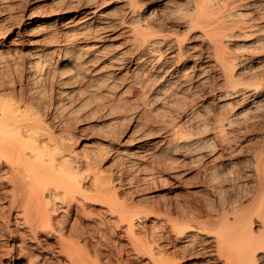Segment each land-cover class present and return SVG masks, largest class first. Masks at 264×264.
<instances>
[{
    "label": "bare ground",
    "instance_id": "obj_1",
    "mask_svg": "<svg viewBox=\"0 0 264 264\" xmlns=\"http://www.w3.org/2000/svg\"><path fill=\"white\" fill-rule=\"evenodd\" d=\"M117 2L123 10V15L125 14L121 18L101 9L97 0H87L86 4L80 7L83 11L80 12L81 18L75 23L77 26L74 29V37L59 41L53 46L37 49L34 57L27 61L28 70L32 72L28 75L27 82L33 85L39 70L40 75L42 72L43 76L51 74L50 63L55 62H50V59H53L51 56L55 55L56 49L62 50L57 54L58 57H55L57 66L56 62L53 63L56 66H52L55 68L52 71L54 76L49 79V85H59V99L46 104L44 102V112L47 109L50 113L57 114V110L62 113L70 106L66 110L69 117V114L77 109L74 101L85 99V90L90 93L102 86L100 89L109 93L117 78L124 76L126 71L122 70V66L128 61L130 66L136 69L135 73L131 74L133 77L129 86L136 88L140 97H150L147 98L150 99L147 101L150 103L149 107L152 103L156 111L161 107L167 109L177 106L174 107L177 110L172 109L178 111L180 117L177 119H180L177 121L174 117L172 120L177 112L172 114L171 119L169 117L172 125L169 124L171 127L166 130V144L163 145L170 149V153L166 152L170 155L193 152L194 158L200 162L207 154H213L215 145L220 144L221 152L214 156L218 161L203 169L214 192H227L228 187L223 189L229 179L227 173L230 171L231 175V166L235 164L232 156L239 151L234 147L235 144L231 143L232 139L234 140L231 134L235 129L242 132L252 127L254 120L264 118V22L258 20L260 16L253 14L254 8L247 9L253 2ZM116 27H120L121 31L113 35L111 31ZM88 34L95 38L90 45L80 46L75 43L77 38ZM0 35H4V32H0ZM118 35H122V38ZM94 64L98 65L89 73L88 68ZM65 66L69 68L66 70H72L69 71L70 74L63 72ZM87 72L88 77L83 75ZM211 72L220 81L217 106L219 109L200 118L194 108L196 102L189 98L187 91L192 87L196 88L198 84H207ZM40 75L37 76L41 77ZM47 78H43V82ZM36 85L33 86L37 87ZM32 89L20 96L17 102H8V95L14 91L5 82H0V165L5 168L0 184L2 186L4 182H9L11 186L8 193L3 187L0 188V197H7L10 206L9 210H0V221L4 217L9 218L14 209L18 221L26 225L36 238L39 229H47L53 224L55 199L66 202L68 209L70 203L74 202L76 210L81 208V212L85 214L84 202L95 200L105 203L107 211L117 214L119 221L124 220L125 232L134 236L133 218L125 209V205L117 201V191L100 171L97 155L79 154L68 142L69 137L58 135V130L56 131L48 121L51 118L47 120L45 113L40 109L30 111L36 91L33 92ZM101 93L103 94L102 91ZM67 97L69 102H64ZM109 101L115 102L110 98ZM168 113L170 115V110L165 117ZM161 114L159 118L162 119L164 116ZM58 118L59 123L60 117ZM114 119H111L113 124L116 123ZM166 119L165 122L161 121L164 125L169 123ZM62 122L64 124L66 120ZM169 125H166L167 129ZM63 127L61 125V128ZM65 128L62 130L68 131ZM209 128L213 129L211 137L202 134ZM64 135H67V132ZM213 138L216 141H213ZM135 147L138 150L136 149L137 157L134 156L136 152H133L134 159L143 158L149 149L142 151L141 144ZM82 170L90 171L91 176L85 180L86 177L82 178ZM244 176L250 178V189L242 194V199L231 200L225 195L223 198L220 195L222 200L219 198V205L206 220L208 225H217L213 238L200 242L202 247L198 253L204 255L207 260L220 261L222 264H264V147L253 151L251 168ZM231 186L229 189L235 187L234 184ZM253 216L259 219L261 230L258 232L252 228ZM203 230L204 228L186 225L178 231V236L184 238L185 245L191 246L196 241L190 232L203 234ZM223 233L233 239V253L224 254L218 249L219 237L223 236ZM59 237L61 240L62 236ZM144 247L148 251L149 263L177 264V260L165 253L164 248L156 247L154 250L155 246L150 241H147ZM32 260L29 259V263H32Z\"/></svg>",
    "mask_w": 264,
    "mask_h": 264
},
{
    "label": "rangeland",
    "instance_id": "obj_2",
    "mask_svg": "<svg viewBox=\"0 0 264 264\" xmlns=\"http://www.w3.org/2000/svg\"><path fill=\"white\" fill-rule=\"evenodd\" d=\"M86 1L0 0V32H4V35H0V82H5L14 91L8 95V102H17L20 96L25 95L33 87V92L36 91L33 93L35 99H32L30 111L40 109L47 116L44 115L47 120L51 118L48 121L56 131L58 130V135L69 137L68 142L79 154L97 155L100 171L117 191V201L125 205V209L133 218L135 235L125 232V221H119L117 214L107 211V206L103 202L95 200L84 202L85 214L81 212L80 207V210H76L74 202L70 203L68 209L66 202L57 198L54 203L56 211L53 224L51 223V227L47 229H39L36 238L26 225L18 221L15 216L16 210L11 211L9 218L1 219L0 264H151L148 262V251L144 247L147 241L153 243L154 250L156 247L164 248L165 253L177 260V264H222L220 261L207 260L204 255L198 253L202 247L201 240H211L217 227L206 224V220L219 205L220 197L223 198L225 195L231 200H239L242 199V194L250 189V178L245 177L244 173L251 168L253 151L264 147V118L254 120V125L242 132L235 129L232 136L230 135L235 140L231 138V143H234V147L239 151L232 156L235 164L231 166V175L230 171L227 173L229 179L223 187V189L228 187V191L225 192L227 194L223 192L222 194L210 188L203 169L218 161L214 156L221 152L222 146L216 144L213 154H207L200 162L194 158L193 152L168 154L170 149L165 148L163 144H166V133L172 125L169 117L171 119L175 112L177 114L172 120L174 117L176 119L180 117L177 108H174L177 106L167 109L161 107L167 112L170 110V115L168 113L166 117L167 112L157 108L156 111L160 114L163 111L161 114L164 116H161L163 120L159 118L160 114L154 111L152 103V107L150 106L152 109L149 107L150 103L147 101L150 99L147 98L150 97L146 95L140 97L137 89L129 86L133 77L131 74L135 73L136 69L132 68L128 61L122 66V70L126 71L124 76L122 79L117 78L113 89H110L114 94L109 92L112 97L107 90L105 92L104 89H100L101 86L98 88L99 93L97 88L90 93L85 90V101H74L77 109L69 114V117L66 110L70 106L62 113L61 110H57L59 116L47 109L44 112V102L46 104L59 99L57 95L59 85H49V79L54 76L53 67L57 66L55 57H58L57 54L62 50L56 49L55 55L51 56L53 59H50V62H56V66L53 65L55 62L50 63L51 74L43 76V72L40 75L41 70L36 72V81L33 85L37 84V87L27 82L28 75L32 74L28 70L27 61L34 57L37 49L53 46L59 41L74 37L76 32L74 29L77 26L75 23L81 18L80 12L83 11L80 7L85 5ZM250 1L253 5L247 9L254 8L253 14L260 16L258 20L264 22V0ZM97 3H100L101 9L117 18L125 15L117 0H97ZM120 31L121 28L116 27L111 32L115 35ZM118 36L122 38V35ZM93 39L95 38L88 34L77 38L75 43L80 46L90 45L95 41ZM97 65L88 66L87 71L92 73V69ZM65 67L63 72L70 74L72 70H66L69 68ZM83 75L88 77V72ZM209 76V84H198L196 88L192 87L187 91L189 98L196 102L194 105L196 110L192 108L199 113L200 118L219 109L217 106L220 81L213 72ZM46 77L48 78L43 82V78ZM81 77L79 76V79ZM105 95L115 102L110 103ZM69 100V97L64 98V102ZM114 118L116 123L113 124L111 119ZM165 119L167 122L170 121L166 122L170 124L168 129L167 124L164 125ZM176 119L175 122L180 118L177 121ZM61 120H66L64 122L66 124H62ZM59 124L64 127L61 128ZM64 128L68 131L64 132L62 130ZM66 132L67 135H64ZM113 134L118 138H113L115 137ZM202 134L211 137L213 129L209 128ZM213 141L216 140L213 138ZM139 144L142 145L143 149H140L144 152L149 148L147 150L149 153L146 151L143 156L144 159L133 158L137 157L135 146ZM3 168L1 164L0 180L4 174ZM82 172L86 175H82V178L86 177L85 180L91 176L88 170ZM233 184L235 187L229 189ZM1 187L6 193L11 190L9 182H4L2 186L0 184ZM8 203L7 197H0V210H9ZM252 221V228L256 232L261 230L259 219L253 216ZM186 225L204 228L205 232L203 234L190 232L196 241L191 246L185 245L184 238L178 236V231ZM59 236H62L64 241L60 240ZM218 247L224 254L233 253V239L223 233V236L219 237ZM29 259H33L32 263H29Z\"/></svg>",
    "mask_w": 264,
    "mask_h": 264
}]
</instances>
